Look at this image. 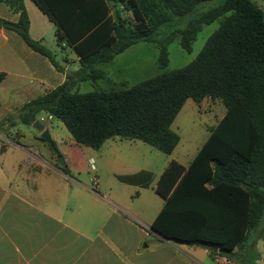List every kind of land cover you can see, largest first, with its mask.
Masks as SVG:
<instances>
[{
    "label": "trees",
    "instance_id": "1",
    "mask_svg": "<svg viewBox=\"0 0 264 264\" xmlns=\"http://www.w3.org/2000/svg\"><path fill=\"white\" fill-rule=\"evenodd\" d=\"M5 1H12L18 19L0 17V28L16 33L62 72L53 55L30 37L22 0ZM30 1L54 25L57 46L71 48L77 55L79 67L1 125L29 126L44 113L60 121L77 145L98 149L120 137L169 155L178 143L170 125L185 101L199 104L205 98L219 99L224 114L186 169L179 176L181 167L173 164L160 177L156 192L165 200L150 229L166 240L201 246L229 258L234 249L243 250L251 232L259 230L264 239V8L251 0H223L191 18L184 28L157 39L162 25L212 0ZM110 4L120 6L129 17L118 10L109 15ZM221 17L218 29L192 62L163 72L167 46L175 37L190 52L201 26ZM139 42L157 46L160 73L129 88H98L95 81L104 72L97 66ZM3 77L0 73V81ZM90 81H94L93 91L74 90ZM48 147L60 156L54 142ZM151 178L147 171L118 176L122 182L143 187L149 186Z\"/></svg>",
    "mask_w": 264,
    "mask_h": 264
},
{
    "label": "crops",
    "instance_id": "2",
    "mask_svg": "<svg viewBox=\"0 0 264 264\" xmlns=\"http://www.w3.org/2000/svg\"><path fill=\"white\" fill-rule=\"evenodd\" d=\"M22 2L29 19L28 33L32 39L42 44L44 37L38 32V25H34V19L42 16L53 29L54 25L30 0ZM109 8L111 16L116 10L121 12L120 6L110 4ZM121 16L126 18L129 14L121 12ZM0 17L11 22L17 21L18 13L12 1H0ZM0 40V58L5 64L10 65L12 71L5 73L0 69V73H4L0 81L1 125L6 119L15 117L27 102L62 84L65 73L77 70L79 64L78 57L71 48L66 49L74 57H63V64L58 63L53 57L63 68L61 72L56 70L47 58L27 47L16 33L0 28ZM149 44L136 43L115 56L112 61L98 65L97 67L104 72V77L96 80V84L104 81L108 84V73L104 66L133 52H146L134 57L138 62L136 72L147 74L140 81L153 77L156 55ZM9 73L13 76L9 84L20 83L24 79L29 80L28 84L15 86L11 91H6L9 86L4 84ZM133 85L120 80L117 86L121 89ZM108 87L100 89H113ZM42 114L38 120L42 119L40 118ZM47 118L50 119L49 116ZM19 124L17 122L10 128H5V124L1 125L2 132L17 134L11 138L5 136L7 141L14 143V138L20 137L17 131ZM40 133L38 131L34 139L47 153L52 163L42 158L38 147H25L14 143L18 149L13 157L24 161V164L12 167L9 165V158L6 157L5 146H0L4 148L0 150V264H238L240 249H234L233 257L229 258L218 251L211 252L201 246L166 240L152 231L150 226L152 239L149 240L146 232L137 228L129 229L132 223L125 219L118 204L105 199L82 181L70 176L69 171H73L70 160L73 158L70 157L68 147L65 146L67 151L62 154L66 162L65 167L53 164L58 157L48 148L45 141L40 140ZM71 144L69 148L80 146L73 138ZM56 148L59 152L58 147ZM194 155L186 165L173 160L160 177L167 174L173 164L181 167L180 176ZM175 183L176 181L173 186ZM156 194L164 202L165 197L157 192ZM125 225L128 229H125ZM257 238L264 240L261 234ZM256 244L250 247L251 250H255ZM259 251H252L253 258L258 263L264 260V250Z\"/></svg>",
    "mask_w": 264,
    "mask_h": 264
},
{
    "label": "rangeland",
    "instance_id": "3",
    "mask_svg": "<svg viewBox=\"0 0 264 264\" xmlns=\"http://www.w3.org/2000/svg\"><path fill=\"white\" fill-rule=\"evenodd\" d=\"M222 1L212 0L201 3L190 15L176 17L171 22L162 25L159 29L157 39H162L167 34L184 28L191 18H195L201 12L220 4ZM251 1L261 8H264L263 0ZM222 19L221 17L209 25L201 26L199 32L196 34L195 40L192 42L190 52L183 50L179 45V37H175L167 46L168 64L163 72L180 69L192 62L201 51L206 40L218 29ZM34 25H38V32L44 37L42 45L53 55L58 63H64L62 60L63 57H74L68 49L62 51L57 47L53 35L54 29L45 18L42 16L39 18L38 16L36 20L34 19ZM148 46L154 50L157 59V46L154 43H150ZM145 53H127L114 62L104 66V69L108 73V84L105 81L99 82V84L95 82L96 86L103 89H107L110 86V88H113L111 90H117L119 88L117 85L120 80H125L126 84L135 85V83H139L147 74L136 72L138 62L134 57L141 56ZM156 67L157 62L154 76L160 73L158 67ZM0 69L5 73L12 72L10 71V65L5 64L2 58H0ZM12 78V73H9L8 80L4 84L9 86L5 89L6 91H11L15 86L27 85L29 82L28 79H24L20 83L9 84ZM94 88V81H90L78 84L74 90H77L79 93H88L93 91ZM224 111L225 108L219 99L205 98L199 104H194L192 100L187 99L170 125L171 131L178 136V143L169 155L162 154L139 140H128L120 137H114L105 141L98 149H91L85 146H71L69 148L72 145V137L60 121L53 117L48 119L47 115L43 113L40 116L43 121L39 123L43 129L49 132L52 142L60 143L59 145L56 144V147L61 152L60 156L63 159L62 154L64 151H67L65 146L68 147L70 157L73 158V160H70L73 169V171H69L70 176L82 181L88 188L102 195L105 199L118 204L123 210L125 219H128L132 223V227H129V229L137 228L146 232L148 234L147 239L149 240L152 239L149 231L150 223L153 221L163 202L156 194L161 173L173 160L182 165H186L188 160L201 146L208 132L221 119ZM17 131L20 137L14 138V143L19 146L38 147L42 158L52 163L47 153L39 147V144L34 139L38 130L19 124ZM15 135L17 134L0 132V146H5L6 157L9 158V165L12 167L24 164V161H19L13 157L18 147L5 138V136L11 138L13 136L15 137ZM55 161H53L54 165L56 164ZM142 170L152 174L148 187L125 183L118 179V176H130ZM93 178L96 180L95 186L91 182ZM125 229H128L127 225H125ZM258 233L259 230L249 234L243 250L238 252L240 256L237 259L238 264H264V260L258 263L253 258L252 251L258 250L260 252L259 250H264V240L257 238ZM255 243H257L255 250H251L250 247Z\"/></svg>",
    "mask_w": 264,
    "mask_h": 264
},
{
    "label": "water",
    "instance_id": "4",
    "mask_svg": "<svg viewBox=\"0 0 264 264\" xmlns=\"http://www.w3.org/2000/svg\"><path fill=\"white\" fill-rule=\"evenodd\" d=\"M32 127L38 131H40V137L47 143V144H51L52 141H51V138L49 136V132L45 129H43V127L41 126V124L39 123V121H35L33 124H32ZM56 163L61 167V168H64L65 167V162L63 160V158L60 156L57 158L56 160ZM152 230V229H151ZM154 231V230H152ZM155 232V231H154ZM156 233V232H155ZM157 234V233H156ZM158 235V234H157Z\"/></svg>",
    "mask_w": 264,
    "mask_h": 264
},
{
    "label": "built area",
    "instance_id": "5",
    "mask_svg": "<svg viewBox=\"0 0 264 264\" xmlns=\"http://www.w3.org/2000/svg\"><path fill=\"white\" fill-rule=\"evenodd\" d=\"M39 122H41V121H43V119H40V120H38ZM92 167V166H91ZM91 182H92V184L93 185H96V180L93 178L92 180H91Z\"/></svg>",
    "mask_w": 264,
    "mask_h": 264
}]
</instances>
